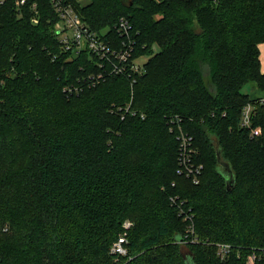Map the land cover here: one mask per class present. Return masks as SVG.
Returning a JSON list of instances; mask_svg holds the SVG:
<instances>
[{
    "label": "trees",
    "instance_id": "obj_1",
    "mask_svg": "<svg viewBox=\"0 0 264 264\" xmlns=\"http://www.w3.org/2000/svg\"><path fill=\"white\" fill-rule=\"evenodd\" d=\"M73 5L113 48L127 18L145 73L92 83L103 69L62 47L49 0H0V264H264V0ZM178 128L197 185L176 174Z\"/></svg>",
    "mask_w": 264,
    "mask_h": 264
},
{
    "label": "built area",
    "instance_id": "obj_2",
    "mask_svg": "<svg viewBox=\"0 0 264 264\" xmlns=\"http://www.w3.org/2000/svg\"><path fill=\"white\" fill-rule=\"evenodd\" d=\"M73 1L76 5H82L79 0H49L50 6L56 13V22L54 23V33L57 35L60 44L64 49L73 50L76 53L80 52L82 49L87 50L92 57L97 59L98 66L103 69L100 70L94 78L92 83H96L98 79L104 78L105 70L107 73H112L116 75H127L132 77L131 84L136 82L135 76H141L145 73V67L140 63H132L131 57L134 52V42L132 37V27L127 18H120L119 21L114 25L113 29L116 36L120 40L119 48L110 47V43L105 42L104 39L99 37L97 34L91 32L86 23L81 20L79 14L76 11ZM26 0H15V4L22 6ZM33 7L36 9L35 5ZM31 21L37 23L36 18H32ZM102 71V72H101ZM130 105L127 107L128 110ZM250 105H247L242 110V120L241 125L249 127L250 126ZM134 114V113H133ZM178 132L176 139L178 142V167L176 174L186 177L191 180L194 185L199 184L201 171L203 165L201 163L196 164L193 160L196 150L192 146V137L182 132L180 128L176 129ZM261 129L252 130L251 133L259 134ZM170 201H175V198H171ZM179 207V211L183 212V208ZM185 220L191 221V217L185 216ZM131 226L130 221H125L123 223V228L125 230L129 229ZM190 232H193L191 230ZM127 244L126 234L122 233L117 240L111 245V254L126 256L127 249L125 245ZM218 246V253L223 257L230 249L228 245L216 244ZM264 256V248H259ZM247 264H255L258 260L257 254L255 252L247 256Z\"/></svg>",
    "mask_w": 264,
    "mask_h": 264
},
{
    "label": "crops",
    "instance_id": "obj_3",
    "mask_svg": "<svg viewBox=\"0 0 264 264\" xmlns=\"http://www.w3.org/2000/svg\"><path fill=\"white\" fill-rule=\"evenodd\" d=\"M259 58H260V70L261 72H264V44H261L259 46ZM252 97L254 98H259V97H264L262 96V93L254 91L251 92Z\"/></svg>",
    "mask_w": 264,
    "mask_h": 264
},
{
    "label": "water",
    "instance_id": "obj_4",
    "mask_svg": "<svg viewBox=\"0 0 264 264\" xmlns=\"http://www.w3.org/2000/svg\"><path fill=\"white\" fill-rule=\"evenodd\" d=\"M219 158V154L217 153V159ZM222 165V164H221ZM224 173L227 175V182L230 183V182H233V179H232V173H230L229 171V167L228 166H221Z\"/></svg>",
    "mask_w": 264,
    "mask_h": 264
},
{
    "label": "rangeland",
    "instance_id": "obj_5",
    "mask_svg": "<svg viewBox=\"0 0 264 264\" xmlns=\"http://www.w3.org/2000/svg\"><path fill=\"white\" fill-rule=\"evenodd\" d=\"M80 1V3L82 4V5H85V4H87L88 2H89V0H79ZM110 30L108 29V28H105L103 31H102V33L104 34V35H108ZM247 90H244V92H247L248 91V89H250V88H246ZM250 92V91H249ZM249 92H247V93H249Z\"/></svg>",
    "mask_w": 264,
    "mask_h": 264
}]
</instances>
